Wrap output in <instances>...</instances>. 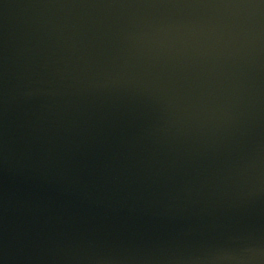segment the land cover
<instances>
[{
	"label": "water",
	"instance_id": "1",
	"mask_svg": "<svg viewBox=\"0 0 264 264\" xmlns=\"http://www.w3.org/2000/svg\"><path fill=\"white\" fill-rule=\"evenodd\" d=\"M0 264H264V0H0Z\"/></svg>",
	"mask_w": 264,
	"mask_h": 264
}]
</instances>
